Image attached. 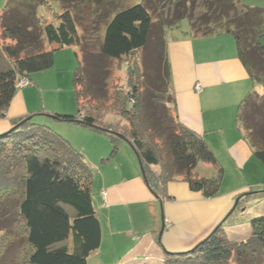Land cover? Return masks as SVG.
<instances>
[{
    "label": "trees",
    "instance_id": "1",
    "mask_svg": "<svg viewBox=\"0 0 264 264\" xmlns=\"http://www.w3.org/2000/svg\"><path fill=\"white\" fill-rule=\"evenodd\" d=\"M51 1L6 0L0 13V118L20 77L31 84V75L49 69L60 48H82L78 19L71 7L80 0H57L62 10L54 21L43 23L37 8ZM195 5L201 8L198 14L194 13ZM184 19L193 36L232 35L237 56L251 81L237 105L235 123L253 155L264 165V92L256 89L264 87V9L238 0H140L117 10L105 26L99 51L90 54L95 59L89 58L86 50L81 49V57L75 52L72 86L76 111L55 113L57 120L105 132L112 143L111 154L116 152L120 138L111 131L122 135L137 156L148 188L161 203L169 198V182L181 180L191 191L212 198L219 193L223 176L204 137L181 123L173 107L165 33L179 27ZM155 25L158 31L153 38L161 59L157 68L148 64L149 68L141 54ZM111 60L130 64L126 86L111 95L105 89L103 94L94 95L103 70L101 63ZM93 66L100 71L96 80ZM99 97L102 99L97 105H90L92 109L82 110L84 99ZM107 103L119 119L104 125L97 114ZM35 116L17 119L13 124L24 121L0 133V223L15 230L13 235L1 230L0 255L11 236L19 234L22 241L15 264H88L102 235L91 192L93 170L78 148L46 121L37 122ZM200 161L214 165L215 173L198 175L195 167ZM258 194L264 197V190ZM246 195L250 194L239 195L235 210L241 200L249 199ZM258 212L249 219L250 233L245 240L226 236L232 213L192 248L183 252L163 249L162 264H264V205Z\"/></svg>",
    "mask_w": 264,
    "mask_h": 264
},
{
    "label": "crops",
    "instance_id": "2",
    "mask_svg": "<svg viewBox=\"0 0 264 264\" xmlns=\"http://www.w3.org/2000/svg\"><path fill=\"white\" fill-rule=\"evenodd\" d=\"M65 48L70 47L57 52ZM166 54L175 114L181 123L203 136L214 152L223 169L219 193L205 198L200 192L191 191L185 182L173 181L166 186L169 198L161 203L133 160L130 169L115 158L104 162L110 147L105 135L78 123L50 118L55 123L49 124L59 132L68 126L64 124H72L87 132L89 139L101 142L97 147L82 141L73 145L78 148L79 144L78 149L94 171L92 183L100 187L97 195L92 194L102 228L100 246L91 256H96L98 264H162L163 249L183 252L192 248L224 218L240 194L264 190V165L253 155L235 123L237 105L250 89L251 81L237 56L232 35L221 32L196 37L178 31L167 39ZM57 60L66 69L64 80L60 74L49 72L52 67L32 74L31 84L15 90L0 118V133L9 129L15 120L37 116V112L76 111L75 96L69 92L73 89L72 80L67 82L73 60L67 55L57 56L53 64ZM196 83L201 84L200 90L195 89ZM256 89L264 92V87ZM43 118L40 120L49 119ZM215 171L214 165L204 161L195 167V172L202 176ZM103 189L107 191L105 202L100 194ZM261 205L264 197L241 200L238 208L243 209L234 211L225 227L226 236L231 240H245L250 233L249 219L259 214ZM162 223L161 246L158 232Z\"/></svg>",
    "mask_w": 264,
    "mask_h": 264
},
{
    "label": "rangeland",
    "instance_id": "3",
    "mask_svg": "<svg viewBox=\"0 0 264 264\" xmlns=\"http://www.w3.org/2000/svg\"><path fill=\"white\" fill-rule=\"evenodd\" d=\"M139 1L140 0H80L79 1L80 3H77L76 5L72 4L73 6L71 7L73 9V12H75L77 19H78L77 31H78V34L81 35L82 37V48L79 45L78 46L75 45L70 48H65L64 50H61L60 52H56L54 55V57H57V56L61 57L63 55L64 56L67 55L69 59L73 60L71 71L68 73L67 82L72 80L73 68L76 66V63H77V57L75 55V52H77V54H79V56L81 57V54H82L81 49L86 50V52L89 53L88 55L89 58L91 57V59H95V57L90 54H94L99 51V46H100V42L103 36L105 26L108 20L113 15V13L119 9L127 7L130 4H133L134 2H139ZM238 1L248 6H259L264 9V0H238ZM5 4H6V0H0L1 11L3 10ZM61 10H62V7L60 5V2L57 0H52L49 3V5L38 6L37 15L43 23L50 22V21H54L55 15ZM200 12H201V8L198 5H195L194 13L198 14ZM157 29L158 27L155 25L152 31V36H151L152 38L148 42V45L146 46V48L144 49L143 54H141V57L143 56L142 57L143 63L145 62L148 67L149 65H151L152 67L157 68V66L159 65L160 59H161V52H160L159 45H157L158 43L153 38V36H155L156 32L158 31ZM188 29H190L188 25V21L184 19L180 22L179 27H173V28L166 30L165 39L167 41V39L171 38L172 34L178 31H185L189 33ZM45 47L47 49L50 48V45L48 42H45ZM94 62H95L94 65H96L97 61H94ZM102 64L103 65L106 64L107 68L104 69ZM106 65L104 66L106 67ZM140 65H141L140 68L143 67L141 60H140ZM101 66H102L101 69L103 70H102V74H100L99 81L97 82L98 83L97 88L93 91L94 95L99 96L100 92L101 94H103V89H105L104 91H106L108 95H111L114 93V90L117 89L118 87L126 86L127 71L130 66V64L127 61L111 60L109 63L102 61ZM51 67L52 68L51 70H49V72L53 71L52 73L60 74V79L64 80V76H66V69H64L63 66L59 64L58 60ZM91 72L93 74L94 79L96 80L97 77L99 76L98 73L100 72L99 67L93 66V68H91ZM69 92H71L74 95L73 89L70 90ZM101 99L102 98L100 97L95 98L94 99L95 101L90 100V99H84L82 102V110L84 111L89 108L92 109L94 105L98 104V100H101ZM90 105H92V107ZM97 115L104 119V122H101L104 125H107L108 123H115L116 120L119 119L114 114V112L110 109V106L108 103L106 104L105 107L103 106L99 107V112ZM43 117L44 116L37 115L36 117H34V119L37 122L41 123L40 119H44ZM51 119L50 118L47 119L46 123H50V124L55 123ZM64 125H68V126H64L63 131H60L64 133H60L59 131H56V132H59V134H61L63 137L69 140L72 145L74 144L77 145L78 141L79 142L81 141L82 142H92V144L95 145L96 147L97 145L101 144L100 140H96L94 138L89 139L88 138L89 134L80 129H76L75 128L76 126H73L72 124H64ZM95 131L105 135V137L108 138V136L102 130L97 129ZM78 148H79V144H78ZM111 149H112V143H110V147L108 149L107 155L103 157L105 158V161H104L105 163L108 160L112 161L115 158V161H119L121 165L130 169L131 160H133V165H135V167L138 168L141 174V167L137 159V156L134 150L131 148L130 144L125 139L123 138L118 139V145H117V149L115 153L111 154ZM93 175H94V171H93ZM142 178L144 179L143 175H142ZM91 188H92V191H91L92 194L94 193L95 195H97L100 189L98 184L93 181ZM261 191L262 190H253L249 192L250 195H246V196H248L247 197L249 198L248 200L252 201L253 197H254L253 200H256V199H259L260 194H258V192H261ZM251 193H255V194H251ZM100 194H101L102 200L105 202L107 198V191L103 189L100 191ZM238 209L242 210L243 207L241 206ZM1 230L2 231L8 230L10 231L9 233H11V235L15 234V230L12 227L7 226L3 223H0V234L2 235L3 233L1 232ZM21 241L22 240L19 234H16L14 237L11 236V240L5 244L6 246L4 247V253L0 255V264H15V257L17 255V250L21 245ZM105 245L106 243L102 245V249L104 248ZM21 264H26V262L24 261ZM88 264H98L96 262V256H94L93 258L90 257L88 260Z\"/></svg>",
    "mask_w": 264,
    "mask_h": 264
},
{
    "label": "water",
    "instance_id": "4",
    "mask_svg": "<svg viewBox=\"0 0 264 264\" xmlns=\"http://www.w3.org/2000/svg\"><path fill=\"white\" fill-rule=\"evenodd\" d=\"M38 115H43V116H47V117H49V118H52V119H56L57 118V115L55 114V113H37ZM33 115H28V116H26V117H24L25 119L24 120H28V119H30L31 117H32ZM24 120H22V121H20V122H18V123H15V124H13L9 129H7L6 131H8V130H10V129H14V128H16L17 126H19ZM5 132V131H4ZM111 133H113V134H115V135H117V136H119L120 138H123L124 139V137L122 136V135H120V134H118V133H116V132H113V131H111ZM141 174L143 175V172L141 171ZM238 199H239V196L235 199V201H234V204H233V206L231 207V209L228 211V213L224 216V218L210 231V232H212L215 228H217L219 225H221L232 213H233V211L235 210V208H236V206H237V204H238ZM161 219H162V221H163V215L161 214ZM163 228H164V224L162 223L161 224V228H160V230H159V232H158V242H159V244L162 246V244H161V239H160V235H161V233H162V231H163Z\"/></svg>",
    "mask_w": 264,
    "mask_h": 264
},
{
    "label": "built area",
    "instance_id": "5",
    "mask_svg": "<svg viewBox=\"0 0 264 264\" xmlns=\"http://www.w3.org/2000/svg\"><path fill=\"white\" fill-rule=\"evenodd\" d=\"M17 87L20 88V87H23V86H26L29 84V80L25 77H20L17 82ZM195 89L196 90H200L201 89V84L200 83H196L195 85Z\"/></svg>",
    "mask_w": 264,
    "mask_h": 264
}]
</instances>
